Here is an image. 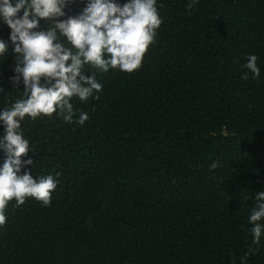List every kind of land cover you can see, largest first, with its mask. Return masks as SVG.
<instances>
[{
    "label": "trees",
    "instance_id": "trees-1",
    "mask_svg": "<svg viewBox=\"0 0 264 264\" xmlns=\"http://www.w3.org/2000/svg\"><path fill=\"white\" fill-rule=\"evenodd\" d=\"M189 3L157 0L163 24L143 66L97 71L103 89L86 103L73 98L74 122L24 119L23 159L34 164L21 174L51 175L58 186L48 207L8 205L0 264H241L255 249L248 217L264 191V0ZM85 6L75 0L61 19ZM10 31L0 16V111L23 92L12 83ZM250 55L258 80L244 68ZM5 158L0 150V167ZM245 264H264V236Z\"/></svg>",
    "mask_w": 264,
    "mask_h": 264
},
{
    "label": "clouds",
    "instance_id": "clouds-1",
    "mask_svg": "<svg viewBox=\"0 0 264 264\" xmlns=\"http://www.w3.org/2000/svg\"><path fill=\"white\" fill-rule=\"evenodd\" d=\"M80 2L86 4L81 14L61 19L75 0H14V6L13 0H0V16L11 30L10 40L14 45L16 75L12 83L14 86L23 83L22 97L0 111L5 130L0 137V150L6 157L0 167V227L6 224L11 202L15 201V207L19 208L29 199H35L48 207L58 186V180L51 175L37 180L30 171L21 174L23 168L34 164L32 159H23L30 151L29 141L21 130L24 119L35 121L56 114L66 123L74 122L77 113L73 98L86 103L103 89L97 71L134 74L157 43L158 29L163 24L157 0H127L123 4L116 0ZM196 3L198 0H191L188 8ZM41 21L46 28L40 29ZM7 48L0 40V57L6 56ZM257 59L256 55H250L244 65L256 80L261 74ZM87 68L95 71L85 75ZM248 73L241 78L248 80ZM88 119L87 113L81 112L75 122L83 125ZM217 166V162L211 165L213 169ZM254 199L256 203L248 220L252 225V244L256 247L248 249L241 264L259 250L264 236V223H261L264 191L257 192Z\"/></svg>",
    "mask_w": 264,
    "mask_h": 264
}]
</instances>
